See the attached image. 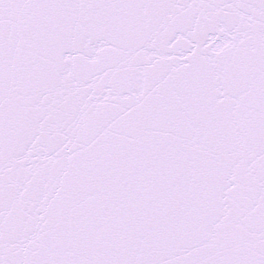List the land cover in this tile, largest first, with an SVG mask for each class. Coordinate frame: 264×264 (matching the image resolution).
I'll list each match as a JSON object with an SVG mask.
<instances>
[{
	"label": "snow or ice",
	"instance_id": "6c2138e0",
	"mask_svg": "<svg viewBox=\"0 0 264 264\" xmlns=\"http://www.w3.org/2000/svg\"><path fill=\"white\" fill-rule=\"evenodd\" d=\"M0 264H264V0H0Z\"/></svg>",
	"mask_w": 264,
	"mask_h": 264
}]
</instances>
